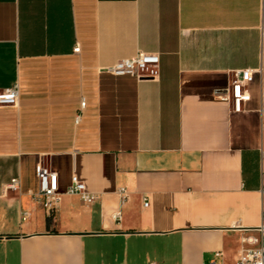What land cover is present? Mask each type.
Wrapping results in <instances>:
<instances>
[{
	"label": "crops",
	"instance_id": "crops-1",
	"mask_svg": "<svg viewBox=\"0 0 264 264\" xmlns=\"http://www.w3.org/2000/svg\"><path fill=\"white\" fill-rule=\"evenodd\" d=\"M139 50L158 54L152 76L106 70ZM244 69L236 110L224 94ZM14 84L0 264H236L264 225V0H0ZM39 164L63 193L50 214ZM72 174L94 201L64 193Z\"/></svg>",
	"mask_w": 264,
	"mask_h": 264
},
{
	"label": "built area",
	"instance_id": "built-area-1",
	"mask_svg": "<svg viewBox=\"0 0 264 264\" xmlns=\"http://www.w3.org/2000/svg\"><path fill=\"white\" fill-rule=\"evenodd\" d=\"M159 56L155 52L139 50L130 57H124L115 61L112 65L106 67V70L115 75L130 74L138 78L152 76L151 69L157 66ZM252 79V71L244 69L235 71L230 86L226 89L225 98L231 101L234 109H240L243 102L249 99L247 84ZM18 98V87L16 84L0 88V106L15 105ZM38 177L39 195L42 197L44 210L50 214L60 203L62 192L58 189V178L54 171L39 164L36 167ZM11 189L18 187V179L12 178L8 184ZM122 197L126 198L125 190L121 189ZM65 194L78 195L86 203H91L97 198V195L86 189L84 182L76 174L70 176V182L67 185ZM144 205H147L145 200ZM120 213L114 214L118 218ZM255 233L243 238L240 251L236 259V264H264V225L255 228ZM147 264H156L153 261ZM208 264H214L213 262Z\"/></svg>",
	"mask_w": 264,
	"mask_h": 264
}]
</instances>
